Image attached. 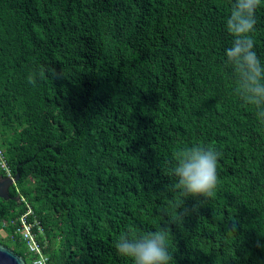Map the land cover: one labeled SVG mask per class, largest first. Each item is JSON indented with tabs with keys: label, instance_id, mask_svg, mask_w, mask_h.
Returning <instances> with one entry per match:
<instances>
[{
	"label": "trees",
	"instance_id": "obj_1",
	"mask_svg": "<svg viewBox=\"0 0 264 264\" xmlns=\"http://www.w3.org/2000/svg\"><path fill=\"white\" fill-rule=\"evenodd\" d=\"M232 4L0 0V148L18 175L0 244L31 264L14 231L29 211L47 264H130L115 239L149 230L173 264H264V121L224 61ZM255 15L264 61V0ZM197 144L221 153L206 199L170 174Z\"/></svg>",
	"mask_w": 264,
	"mask_h": 264
},
{
	"label": "clouds",
	"instance_id": "obj_2",
	"mask_svg": "<svg viewBox=\"0 0 264 264\" xmlns=\"http://www.w3.org/2000/svg\"><path fill=\"white\" fill-rule=\"evenodd\" d=\"M262 0H233L225 28L232 36L223 57L235 74V90L243 103L251 106L261 121H264V61L258 56L252 32L256 25V9ZM220 152L214 147L193 145L183 150L170 174L176 187L186 197L209 198L218 181L217 163ZM196 205L177 213L183 217L195 211ZM116 252L130 264H173L167 234L163 230L143 233H122L114 241Z\"/></svg>",
	"mask_w": 264,
	"mask_h": 264
},
{
	"label": "built area",
	"instance_id": "obj_3",
	"mask_svg": "<svg viewBox=\"0 0 264 264\" xmlns=\"http://www.w3.org/2000/svg\"><path fill=\"white\" fill-rule=\"evenodd\" d=\"M0 170L3 171L4 176L8 178H13L11 170L6 164L3 151L0 148ZM30 212L22 214L17 218L18 225L14 229L15 233L19 235L22 241L25 242V246L27 251L30 253L32 260L31 264H47L48 258L47 255L43 252L44 246L40 244L37 240V235L41 233V227L37 224L36 221L28 222L26 220V216L29 215ZM12 224L14 221L11 222ZM35 228V232L33 231Z\"/></svg>",
	"mask_w": 264,
	"mask_h": 264
},
{
	"label": "water",
	"instance_id": "obj_4",
	"mask_svg": "<svg viewBox=\"0 0 264 264\" xmlns=\"http://www.w3.org/2000/svg\"><path fill=\"white\" fill-rule=\"evenodd\" d=\"M17 180L18 175H15L12 179L0 176V199H9L8 189ZM15 199L18 200L19 197L16 196ZM0 264H25V262L21 256L14 253L10 248L0 244Z\"/></svg>",
	"mask_w": 264,
	"mask_h": 264
},
{
	"label": "rangeland",
	"instance_id": "obj_5",
	"mask_svg": "<svg viewBox=\"0 0 264 264\" xmlns=\"http://www.w3.org/2000/svg\"><path fill=\"white\" fill-rule=\"evenodd\" d=\"M0 237H1V238H4V237H5V233L2 232V231H0Z\"/></svg>",
	"mask_w": 264,
	"mask_h": 264
}]
</instances>
